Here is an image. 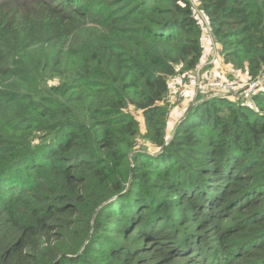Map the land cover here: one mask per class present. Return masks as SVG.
I'll return each mask as SVG.
<instances>
[{
	"label": "trees",
	"instance_id": "16d2710c",
	"mask_svg": "<svg viewBox=\"0 0 264 264\" xmlns=\"http://www.w3.org/2000/svg\"><path fill=\"white\" fill-rule=\"evenodd\" d=\"M197 2L0 0V264H264V90L167 136L209 34L264 77V0Z\"/></svg>",
	"mask_w": 264,
	"mask_h": 264
},
{
	"label": "rangeland",
	"instance_id": "374dc122",
	"mask_svg": "<svg viewBox=\"0 0 264 264\" xmlns=\"http://www.w3.org/2000/svg\"><path fill=\"white\" fill-rule=\"evenodd\" d=\"M189 1L195 9L198 8L197 0ZM197 12L202 26L205 28V32L208 31L206 18L200 11ZM221 78L224 79V81L236 82L235 85L237 86H235L234 91L228 93L233 99L246 102L251 101L247 100L248 97L246 92L250 90L249 85L253 83V80L251 81L247 74L234 71L230 65L223 62L221 48L209 34L204 40V55L198 69L194 71L193 74H189L187 79L184 78V76H176L171 79V90L169 94L171 108L167 123L168 140L172 138L178 125L184 120L190 108L195 105L199 99H208L219 95V92H213L212 94V91L208 89V85ZM191 99H193V102H190ZM150 153L153 155L157 154L155 150H151Z\"/></svg>",
	"mask_w": 264,
	"mask_h": 264
},
{
	"label": "built area",
	"instance_id": "2783aa9c",
	"mask_svg": "<svg viewBox=\"0 0 264 264\" xmlns=\"http://www.w3.org/2000/svg\"><path fill=\"white\" fill-rule=\"evenodd\" d=\"M263 80L264 77L253 81V83L249 85L250 90L247 92L245 91L248 97L247 100H251L254 96L264 90ZM235 84L236 82L234 83L228 80L224 81V79L221 78L211 82L208 85V89L212 91V94L213 92H219V95H229L228 93L234 91L235 86H237Z\"/></svg>",
	"mask_w": 264,
	"mask_h": 264
},
{
	"label": "crops",
	"instance_id": "0c3cea01",
	"mask_svg": "<svg viewBox=\"0 0 264 264\" xmlns=\"http://www.w3.org/2000/svg\"><path fill=\"white\" fill-rule=\"evenodd\" d=\"M188 100H189V98H188ZM191 101L193 102V99H191L190 102H191ZM186 110H187V109H186Z\"/></svg>",
	"mask_w": 264,
	"mask_h": 264
}]
</instances>
